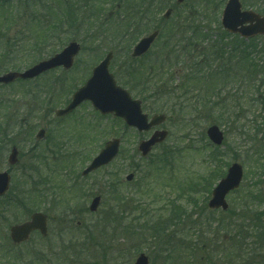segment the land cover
Instances as JSON below:
<instances>
[{
	"label": "rangeland",
	"instance_id": "374dc122",
	"mask_svg": "<svg viewBox=\"0 0 264 264\" xmlns=\"http://www.w3.org/2000/svg\"><path fill=\"white\" fill-rule=\"evenodd\" d=\"M57 1L0 0V75L22 71L70 40L81 45L71 69H56L34 81L0 86V139L6 138L8 143L0 154V171L8 168L9 147L16 144L19 162L10 169L13 193L10 189L9 195L25 191L29 196L23 207L0 199V264H132L139 253H145L150 264H264L263 253L258 254V243L264 244V131L255 136L250 122H260L264 115V101L256 100L253 94L257 82L249 84L240 76L247 75L245 68L235 71L232 66V80L220 95L225 96L224 105L235 118L229 125L228 120L226 124L216 122L218 114L224 113L221 103L216 107L210 101V112L199 108L208 86L203 91L198 83L192 84L196 87L189 89L188 98L181 86L187 69L193 72L200 68L196 57L205 44L198 37V28L207 26V34L215 36L226 0H183L175 6L176 0H164L161 7L153 4L143 19L126 23L127 28L118 22L122 9L111 0L86 8L81 23L71 16L67 21L66 12L61 11L64 6L57 7ZM241 1L264 12V0ZM83 3L89 5L88 0ZM170 5L173 10L164 20L162 14ZM122 8L126 10L127 5ZM160 27L162 35L150 51L131 59L134 43ZM122 29H127L126 34ZM45 30L49 37H41ZM167 34L184 45L175 66L165 64L176 56L167 53L163 45ZM110 49L114 51L110 71L116 80L142 100L143 111L149 116H166L159 128L168 135L146 157L140 156L137 145L151 131L127 128L120 119L99 114L87 102L68 117L59 119L53 113L65 105ZM150 66L155 70L164 67L147 87L144 79ZM130 67L132 73L128 74ZM260 78L254 76L253 80ZM154 83L158 86L152 87ZM136 92L142 95L136 96ZM208 94L213 91L208 90ZM181 105L186 108L178 110ZM213 123L224 132L218 148L206 135ZM40 128L45 133L37 140L35 134ZM113 137L121 139L116 158L81 176L90 159ZM50 150L70 155L60 153L56 160H70L68 171L60 173L53 157L46 160V167L39 163L37 156H52ZM234 161L242 164L244 178L238 189L226 196L229 210L222 214L207 207L218 181V176L211 177L210 173L222 175L226 170L223 165ZM128 173L134 174L130 181L125 179ZM97 194L101 201L91 212L89 203ZM33 211L48 215V236L33 233L27 242L13 245L9 226L27 219Z\"/></svg>",
	"mask_w": 264,
	"mask_h": 264
},
{
	"label": "water",
	"instance_id": "95a60500",
	"mask_svg": "<svg viewBox=\"0 0 264 264\" xmlns=\"http://www.w3.org/2000/svg\"><path fill=\"white\" fill-rule=\"evenodd\" d=\"M182 0H178L181 2ZM241 5L238 0H228L222 12V25L230 32H238L243 37H250L258 33H264V17L252 11H241ZM170 14L168 9L164 17ZM245 25V23H248ZM240 26V27H239ZM158 34L155 30L147 36L142 37L133 47L131 56L138 57L145 53ZM79 51V45L71 41L59 53L54 54L46 60H42L23 72H7L0 75V83H9L16 78L30 79L37 75L55 68L63 66L65 69L71 67L74 56ZM112 53L109 52L105 58L92 69L91 76L86 82L78 88L71 97V101L65 108L55 111L57 116L65 115L71 112L82 101L89 100L92 106L102 114L112 113L114 116L121 117L128 126H135L138 131H147L155 125L161 124L165 120L163 114H155L148 121V115L142 112L140 100L133 99L130 94L121 86L117 85L113 75L108 70L109 61ZM209 139L220 145L223 140V134L216 125H211L206 131ZM44 130L40 129L36 138H41ZM167 132L165 130H155L149 139L139 143L138 149L145 156L153 145L165 139ZM119 140L113 139L106 142L104 148L95 156L90 165L82 172L86 175L90 171L107 164L118 152ZM17 162V149L12 147L8 156V163L13 165ZM132 179V174L127 176ZM242 179V167L238 163H233L227 171V174L218 182L212 191V197L208 202L210 208H227L225 196L227 193L237 188ZM10 176L7 172H0V196L3 195L9 187ZM264 192V185H263ZM100 197L96 196L90 203L89 209L95 211L98 207ZM264 219V216H263ZM39 230L42 235L46 234V215L40 212H34L30 219L10 227V238L13 243H20L27 240L29 234ZM133 264H149L148 257L140 253Z\"/></svg>",
	"mask_w": 264,
	"mask_h": 264
},
{
	"label": "trees",
	"instance_id": "16d2710c",
	"mask_svg": "<svg viewBox=\"0 0 264 264\" xmlns=\"http://www.w3.org/2000/svg\"><path fill=\"white\" fill-rule=\"evenodd\" d=\"M112 2L116 3L115 6L118 7V9H122L121 10L122 18L119 21H121V23L123 24V28H127L130 23L137 22V21L143 19L144 16L146 15V13L148 14V10H149V8L152 7L153 4L156 3V4L160 5V7L163 6L162 3L164 2V0H133L132 3L130 2V0H112ZM125 4L127 5L126 10H124L122 8V6ZM72 6H70L68 8L67 2H66L64 8L61 9V11L63 13L66 12V14H67V21H68L71 14H74V15H71V17L73 19H78V17H76V15L83 13L84 9L86 7L87 8L90 7V5L84 6L83 4H78L75 6V3ZM170 6H173V5H170ZM174 6H175V3H174ZM63 13H62V16L60 18L64 17ZM124 13H126V14H124ZM49 14L51 15V11H49ZM128 14H130V15H128ZM129 16H131L132 19ZM60 23H63V21ZM56 29H59V28H56ZM178 29L179 30L177 32L180 33L181 29L180 28H178ZM160 30H161V27H160ZM121 32L123 34H126L127 29H122ZM130 34H132V33H130ZM130 34H129V36H130ZM46 35H50V34H48V32H47ZM161 35H162V33H160V36ZM224 35H226V34H224ZM166 37H167V39L163 40V45L167 48L166 52L172 53V54L176 53V56L172 57L171 60L167 59L165 64H169L170 66H172V64H173V66H175L177 63L180 62L179 52L182 50L184 45L181 42H179L178 40H175V38L172 39V36H170L169 34H167ZM43 41H45V40H43ZM131 43L132 42L127 43V44L130 45ZM204 49H205V51H202L201 55L199 54V56H198L199 59H198V61H196V65L200 64L199 70L192 72L191 71L192 68H189L190 66L187 67V68H189V69H187V71H189V72H187L185 74L184 79L181 82V86H183V88H182L183 94L185 97H187L189 89H191L192 87H196V85H192L194 83H198L197 85H199L202 90L205 86H208V88L206 89L207 95L202 96V99L199 102V104H200L199 108L200 109H206L210 112L213 108V106L210 105V101H212V103L216 107L219 103H221V108L223 109L224 113L221 112L218 114L219 119L217 118L216 122L219 123V125H220V124H226V121L228 120L229 121L228 125L232 124L234 122L235 118H231L232 114H231L230 107L224 105L225 99H223V98H225V96L222 98L220 97V95L222 93V88L225 86V84H227L228 77L231 76V72L233 69L232 66H235V68H237L235 71H238V69H241L242 67H244L246 72H247V75L240 74V76L243 78L246 77V79L249 81V84H251V85H253L252 82H255V81L258 82L257 79L253 80L254 76L262 75L261 77H263L264 69H262V66H260L257 62L251 61L252 58L249 54L246 55V53H244V51L247 50V47H246L244 40H242V39L239 40L238 38H236L235 41H232V40H226L225 41L224 37L223 38L221 37L220 42L216 43V44L215 43L212 44V42L208 41V43L206 44V47ZM263 50H264V46H263ZM210 66L212 67V70L208 69V68H210ZM150 67H151V69L149 72L145 73L146 76L144 79V84L147 85V87L150 84L151 78L154 75L163 73L162 70H163L164 66L163 67L162 66L157 67V70L153 69L155 67H152V66H150ZM129 70L130 71L128 72V74H131L132 73L131 67ZM153 70L156 71L155 74H153ZM143 72L144 71H142L141 74ZM197 77H198V79H197ZM207 81H208V83H206ZM151 86L155 87L158 85H156L154 83V85H151ZM263 86H264V78L259 79V82L256 83V85L254 86L255 91H253V94H257L258 96H261L260 99L258 98V96L256 97V100H259L260 102L264 101V93H263L264 89H262ZM208 90H212L213 94L209 95ZM141 95H142L141 92H139V93L136 92V96H141ZM212 97H214V98H212ZM179 108H180V110H182L183 108H186V106L181 105L178 107V110H179ZM261 118L262 119H260V122L254 121L253 119L250 120L251 129L253 130V132H254L253 134L255 136H258L260 132L264 131V115L261 116ZM247 131H248V129H247ZM7 145H8V143H7L6 138L0 139V148H1L0 154L4 153L5 149L7 148ZM35 158H37V157L35 156L34 159ZM262 166H263L262 168H264V164ZM215 173H216V175H215ZM213 174H214V176H219L218 171L213 172ZM28 198H29V196H26V193L24 191V192H22V194H17L13 198V200L10 201V204L23 206L25 200ZM255 245H256V243H255ZM258 245H259L258 246V249H259L258 254L261 255L263 253L262 256H264V244L261 243V245H260L258 243Z\"/></svg>",
	"mask_w": 264,
	"mask_h": 264
}]
</instances>
